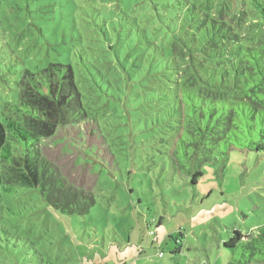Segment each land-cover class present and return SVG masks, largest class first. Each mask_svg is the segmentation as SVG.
Segmentation results:
<instances>
[{
	"label": "rangeland",
	"instance_id": "rangeland-1",
	"mask_svg": "<svg viewBox=\"0 0 264 264\" xmlns=\"http://www.w3.org/2000/svg\"><path fill=\"white\" fill-rule=\"evenodd\" d=\"M160 1L0 0V105L15 97L24 68L70 63L88 119L60 127L38 149L66 184L95 199L85 215L69 216L21 184L2 193L7 264H226L228 228L250 234L264 224L260 153L235 148L223 169L204 164L191 186L170 171L150 128L156 118L144 115L151 102L121 92L137 81L133 62L152 53L158 21L141 18L148 7L156 15ZM195 1L215 9L224 1L241 31L256 21L245 0ZM178 232L176 243L169 235Z\"/></svg>",
	"mask_w": 264,
	"mask_h": 264
},
{
	"label": "trees",
	"instance_id": "trees-1",
	"mask_svg": "<svg viewBox=\"0 0 264 264\" xmlns=\"http://www.w3.org/2000/svg\"><path fill=\"white\" fill-rule=\"evenodd\" d=\"M245 1L256 21L244 31L241 22L230 21L224 1L215 9L212 1L161 0L152 3L156 15L143 9L142 23L158 21L151 29L153 50L133 62L137 81L121 92L151 102L150 114L144 115L156 118L150 128L165 145L170 171L191 186L202 177L204 164L223 169L235 148L264 157V0ZM85 119L70 63L24 68L15 97L0 105V197L18 193L15 185L21 184L37 190L55 211L88 213L93 195L66 184L38 149L40 140L60 127ZM178 236L181 232L169 238L178 243ZM223 246L231 251L226 264H264V224L250 234L228 228ZM177 252L179 247L172 253ZM0 264L7 263L0 259Z\"/></svg>",
	"mask_w": 264,
	"mask_h": 264
},
{
	"label": "built area",
	"instance_id": "built-area-1",
	"mask_svg": "<svg viewBox=\"0 0 264 264\" xmlns=\"http://www.w3.org/2000/svg\"><path fill=\"white\" fill-rule=\"evenodd\" d=\"M159 255H161V254L159 253Z\"/></svg>",
	"mask_w": 264,
	"mask_h": 264
}]
</instances>
